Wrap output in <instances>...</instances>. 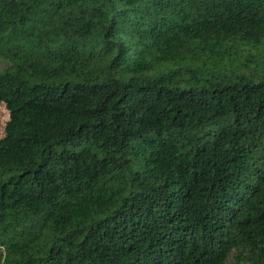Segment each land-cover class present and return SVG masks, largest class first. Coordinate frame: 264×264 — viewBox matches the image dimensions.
<instances>
[{
  "label": "trees",
  "instance_id": "trees-1",
  "mask_svg": "<svg viewBox=\"0 0 264 264\" xmlns=\"http://www.w3.org/2000/svg\"><path fill=\"white\" fill-rule=\"evenodd\" d=\"M0 264H264V0H0Z\"/></svg>",
  "mask_w": 264,
  "mask_h": 264
},
{
  "label": "rangeland",
  "instance_id": "rangeland-1",
  "mask_svg": "<svg viewBox=\"0 0 264 264\" xmlns=\"http://www.w3.org/2000/svg\"><path fill=\"white\" fill-rule=\"evenodd\" d=\"M3 66L4 63L0 61V68ZM7 120H8V112L4 106H1L0 107V138L3 135V128Z\"/></svg>",
  "mask_w": 264,
  "mask_h": 264
}]
</instances>
